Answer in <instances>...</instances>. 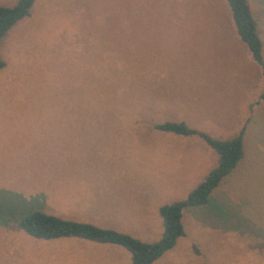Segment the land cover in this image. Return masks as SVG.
<instances>
[{"label":"rangeland","instance_id":"1","mask_svg":"<svg viewBox=\"0 0 264 264\" xmlns=\"http://www.w3.org/2000/svg\"><path fill=\"white\" fill-rule=\"evenodd\" d=\"M246 2L264 68V0ZM0 59V264H130L118 245L35 239L14 219L38 209L156 241L159 206L184 199L212 168L201 178L181 172L175 180L159 179L156 170L170 149L152 125L183 121L225 139L256 110L264 126L262 67L239 39L225 0H34L0 38ZM77 127L90 134L91 146L80 153V143H72L70 154L61 151L59 137ZM162 133L166 142L176 135ZM261 141L238 164L236 205L204 213L183 207V235L150 264H264V241L254 239H264ZM23 166L34 179L33 202L19 212L11 187L26 181ZM69 175H81L83 191L88 182L107 185V199H62L74 206L63 211L70 207L56 205L55 194Z\"/></svg>","mask_w":264,"mask_h":264},{"label":"trees","instance_id":"2","mask_svg":"<svg viewBox=\"0 0 264 264\" xmlns=\"http://www.w3.org/2000/svg\"><path fill=\"white\" fill-rule=\"evenodd\" d=\"M34 0H16L10 7L0 6V38L18 20L28 14ZM231 15L235 31L245 44L254 62L262 67L261 42L256 34L253 19L246 0H225ZM4 62L0 59V68ZM263 85L258 95L264 100V68L261 69ZM154 129L181 135L199 136L217 155L216 165L206 174L184 199L163 204L158 208L162 231L159 239L142 242L125 233L100 228L86 222L64 219L38 210L20 214L14 219L15 226L27 236L35 239H57L76 237L98 243L115 244L130 254V264H150L166 250L170 249L177 237L183 234L180 222L181 210L185 206H195L207 201L209 192L220 179L230 172L241 157V136L243 128L236 136L226 140L210 137L204 132L186 126L183 122L165 121L152 125Z\"/></svg>","mask_w":264,"mask_h":264},{"label":"crops","instance_id":"3","mask_svg":"<svg viewBox=\"0 0 264 264\" xmlns=\"http://www.w3.org/2000/svg\"><path fill=\"white\" fill-rule=\"evenodd\" d=\"M251 115H254V116H252V119L249 120L250 119L249 117ZM256 116H257L256 110H254L243 121L242 125H240L235 130L234 135L232 137L225 138V139H219V140H226V139L233 138L234 136L237 135L239 130L241 128H243V133L241 136V150H242V147H244L245 153L243 155L241 153V157L239 159L240 161L238 160L236 165L230 170V172L228 174H226V176H224L225 180L221 181L220 184L218 183L217 186H215L214 189H212L209 192L208 198L210 197V200L209 201L207 200L205 203L200 204V205L185 206V207H189V209L192 208L193 210L198 209V207H201V208H204V210H203V213H204V211L210 206H219V205H223V203L230 204L231 206L236 205L234 202V199L238 195H237V190H236L235 185H234V181H235L234 175L237 172L238 164L240 162L242 163V161H244V157H246V159L248 157H250V153H247L251 149L250 146L252 145V148L259 146L258 145L259 141H261L264 138V136H263L264 126H262L259 123V120ZM172 117L177 119L176 116H172ZM179 118H181V117H179ZM174 122H178V121H174ZM181 122H183V121H181ZM148 128L150 130V127H148ZM190 128H192V127H190ZM74 129H75L74 131L65 132V133H71L74 135H71L68 137H66L65 135H62L61 137H59L62 140L64 146L66 147V149H62L61 151H63V152L67 151V154L71 153V149H69V148H70V145L72 143L73 144L80 143V153L84 149H86V147L88 145L91 146L90 140L92 139V137L90 136V134L88 132L83 130L85 128L77 127ZM152 129H154V128H152ZM193 129H195V128H193ZM154 130L159 131V133H157V134L163 136V140L165 141V144L168 145V147L170 149V153L168 154V162L165 164H162L159 167L160 170H156V172H160V173H156L157 175H159V179H162V180L164 179V180H168V181L175 180L174 177L181 178L180 177L181 172H183L184 174L192 173L193 176H198V178H201L211 168H213L216 165V162H217L216 153L199 136H197L195 134L181 135V134L169 132V133L181 135L184 137H178L176 135H172L169 142H166L168 140L167 135H165L166 133H162V130H158V129H154ZM196 130H198V129H196ZM198 131H200V130H198ZM163 132H168V131H163ZM201 132H203V131H201ZM215 132H219V130H215ZM255 133L259 134V136H260L259 141L257 140ZM212 138H214V137H212ZM215 139H217V138H215ZM261 142H264V141H261ZM122 144L123 143L121 141H117L115 146L118 147L119 145H122ZM256 153H258V152H256ZM25 171H26V181L21 182V179H20L19 180L20 182H15L14 185L12 186L13 188L11 187V189H12L11 198L13 201H15V205H17V204L20 205L19 208L21 211H19V212H26L28 210L27 208H30L32 205V202H33V201H31V198H33V192L32 191L34 190L33 189L34 184H31V183L34 182V179L31 176V174H29V172L27 174V168H25L23 166L22 172L24 173ZM27 175L29 176L28 178H27ZM79 177H81V175H76V176L75 175L74 176L69 175V176H66L65 178H62L61 180H59L58 186L60 188L57 189V194H55V199L57 201L54 203H56V205H59V206L70 207V208L64 209L63 211H69L70 209L74 208V206L69 204V203L63 204L61 201L62 199H72V200L78 199L82 203L87 202L90 204H97V203L104 202L108 197V191L106 190V187H108L107 185L106 186H103V185L98 186L96 184H93L92 182H88V189L83 191L80 188L79 182H77V180H79V181L81 180ZM91 177H86V178H91ZM182 178H184V177L182 176ZM46 179H43L44 183L49 184L50 179H48V178H46ZM93 190H96V193L94 195H92V193L90 192ZM61 194H65V195H61ZM233 197H234V199H233ZM82 205H84V204H82ZM36 210H38V209H36ZM38 211H40V210H38ZM60 211H61V209H60ZM57 212H59V209L57 210ZM181 212H182V210H181ZM198 213L199 212L197 211V213H193V214H195L197 217ZM180 218H181V215H180ZM110 220L113 221V219H110ZM180 222H181V220H180ZM97 227L112 229V228H115V225L114 224H106V225H99ZM161 231H162V225H161ZM254 239L257 241L261 240L262 243L264 241V239H262L259 236H257V237L255 236Z\"/></svg>","mask_w":264,"mask_h":264}]
</instances>
